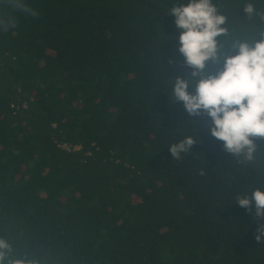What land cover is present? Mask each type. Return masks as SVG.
<instances>
[{
	"label": "trees",
	"instance_id": "obj_1",
	"mask_svg": "<svg viewBox=\"0 0 264 264\" xmlns=\"http://www.w3.org/2000/svg\"><path fill=\"white\" fill-rule=\"evenodd\" d=\"M233 1L213 3L228 33L248 40L264 11L237 15L246 2ZM187 2L0 0L2 264H264V219L235 200L264 188V148L232 157L206 114L171 99L174 78L188 74L164 48L179 40L166 28L171 7ZM28 97L27 111L11 108ZM193 131L204 155L197 142L174 159L169 146ZM54 140L95 155L59 153Z\"/></svg>",
	"mask_w": 264,
	"mask_h": 264
},
{
	"label": "clouds",
	"instance_id": "obj_2",
	"mask_svg": "<svg viewBox=\"0 0 264 264\" xmlns=\"http://www.w3.org/2000/svg\"><path fill=\"white\" fill-rule=\"evenodd\" d=\"M19 6L31 16L38 15L27 5ZM243 10L248 17L256 14L251 3ZM169 14L182 29L179 52L190 68L188 76L174 78L172 101L182 102L190 116L206 114L211 120V135L223 141V150L232 157L252 161L258 150L257 139H264V30L252 43L238 39L221 42L218 38L228 35L227 18L213 0H188L171 7ZM231 50L235 54H229ZM221 64L222 68L213 73V66ZM192 87L195 92L189 90ZM197 142L194 131L185 134L169 146L171 156L180 160ZM235 200L254 218L264 219V188L256 187L250 195L238 194ZM262 237L264 224H258L255 239L261 241ZM5 250L10 251V245L0 239V264ZM14 264L33 262L19 259Z\"/></svg>",
	"mask_w": 264,
	"mask_h": 264
},
{
	"label": "bare ground",
	"instance_id": "obj_3",
	"mask_svg": "<svg viewBox=\"0 0 264 264\" xmlns=\"http://www.w3.org/2000/svg\"><path fill=\"white\" fill-rule=\"evenodd\" d=\"M250 1H251V0H245L246 4L250 3ZM233 2H234L233 0H230V3H233ZM246 4H245V5H246ZM261 7H262V6H260V5H257V6H256L255 9H256V13H257V15H260V14L264 11V8H261ZM217 8H218V7H217ZM260 8H261V10L259 11L258 9H260ZM238 9H239V13H240L241 11H244V10H242L240 3L238 4V7H237V15L239 14V13H238ZM218 11H219V10H218ZM225 16H226V18H227V20H226V25H227V22L230 20V18H229L228 15H225ZM226 25H225V26H226ZM172 26H175V27H176V30H177V31L175 32V34H176V35H180L182 29H178V28H177V26L175 25V18H173V17L171 16V19L168 21V27H167L166 29H170V30H171ZM226 27H227V26H226ZM262 30H264V27L260 29V31H262ZM260 31L258 32V34L253 35V36H250V37L248 38L247 41H248L249 43H252V41H253L254 39H259V38H260V37H259V33H260ZM172 33H173V31H172ZM236 37H238V36H237V33H235V32H234V33L230 32V33H228V35H227L225 41H231L232 39H235ZM242 40H244V39H242ZM225 41H224V42H225ZM176 42H177V43H176L175 45H173V46H166V47H164L165 50L168 51L167 54H169V53H173V54L175 53V54H176V53L179 51L180 41L177 40ZM160 47H163V45L157 46V47H155V48L160 49ZM232 54H235V50H232ZM174 58H175V57H174ZM162 59L165 61V58H164V57H161V58L159 59V63H161ZM168 60H169V59H168ZM222 66H223L222 64H221L220 66H213V68H212L211 70H212L213 73H216L220 68H222ZM189 72H190V69H188V66H185L184 68H182V69L179 71V73L184 74V75L189 74ZM190 91L195 92V88L192 87ZM32 99H33V101H32ZM17 101H18V100H13V101L11 102V108L14 109V111H15V112H18V113L21 112V111H25V110H21V109H20L19 111H17V109H16L15 107L12 106V105H13L15 102H17ZM24 101H27V102H28V109H29V108H30V105L33 104V103L35 102V99H34L33 97H28V99H26V100L20 99V103H22V102H24ZM50 127L53 129V128L55 127V124H51ZM257 140H262V142L258 145V147H263V148H264V139H257ZM53 142H54V145H55V147L57 148V151H58L59 153H63V154L66 153V154H68L66 151L68 150L69 145H71V146H73V147H79V146H82V147H83L82 155L85 156V157H88V156H86L87 151H90L92 155H95L94 151H92V150H86V148H85L84 145H82V144H78V143H77V144H74V143H71V142L66 141V140L61 141L60 144L58 143L57 140H54ZM93 144H94V145H91V147H96L95 143H93ZM197 144H198V148H199V150H198V152H199V157L201 158L204 154L201 153L202 150H200V149L203 148V147L200 146L199 142H198ZM58 145H59V146H58ZM96 149H97L96 151L99 150L97 147H96ZM251 176L253 177V173L251 174ZM210 181H212V179H211Z\"/></svg>",
	"mask_w": 264,
	"mask_h": 264
},
{
	"label": "built area",
	"instance_id": "obj_4",
	"mask_svg": "<svg viewBox=\"0 0 264 264\" xmlns=\"http://www.w3.org/2000/svg\"><path fill=\"white\" fill-rule=\"evenodd\" d=\"M32 101H33V99H32ZM12 106L15 107L17 109V111H19L20 109L25 110V111L28 110V102L24 101V102L20 103V99L17 102H15ZM60 142L61 141H58L59 144H60ZM66 152L68 154H82L83 147L82 146L73 147V146L69 145L68 150ZM86 156L92 157L93 155L91 154L90 151H87Z\"/></svg>",
	"mask_w": 264,
	"mask_h": 264
},
{
	"label": "rangeland",
	"instance_id": "obj_5",
	"mask_svg": "<svg viewBox=\"0 0 264 264\" xmlns=\"http://www.w3.org/2000/svg\"><path fill=\"white\" fill-rule=\"evenodd\" d=\"M92 145H94V144H92Z\"/></svg>",
	"mask_w": 264,
	"mask_h": 264
}]
</instances>
